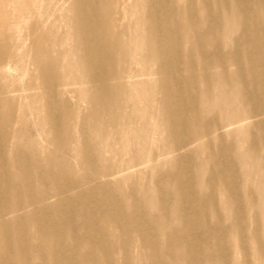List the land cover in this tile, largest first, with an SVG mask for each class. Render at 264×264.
<instances>
[{
  "label": "bare ground",
  "instance_id": "bare-ground-1",
  "mask_svg": "<svg viewBox=\"0 0 264 264\" xmlns=\"http://www.w3.org/2000/svg\"><path fill=\"white\" fill-rule=\"evenodd\" d=\"M220 1L226 4L221 7L226 10L216 17L213 10L219 8ZM38 2L0 0V106L4 104L7 110L18 106L19 100L7 95L3 84L13 76L27 55V50H18L23 54L11 51L12 45L20 47L22 43L30 42L35 68L26 70L29 86L46 90L50 85V94L60 92L67 95V89L62 88L65 80L61 83L56 77L62 74L60 57L46 44L47 39L62 38L63 34L54 24L44 36L37 35L41 20L35 8ZM156 2L164 7L161 14L153 12ZM99 5L102 17L96 18L94 14ZM242 6L237 0H183L179 4L175 0L170 3L161 0H72V15L62 17L66 21L64 35L68 34L67 41L73 44L71 54L78 60L76 69L82 73L84 81L98 89L90 87L83 91L82 79L67 80V86H77L73 93L79 95V101L88 103L86 111L69 107L68 99L56 102L41 99L39 94L33 96V105L47 107L52 113L51 125L41 127L43 137L20 129L14 140L9 141L8 137L0 139V253L9 246H15L19 257L25 255L23 264H75L78 261L77 249L83 244L86 261L91 257L98 263L116 264L114 249L120 250L125 261L132 254L130 236L124 229H138L141 224L144 229L137 231L141 240L157 247L156 240L145 237V232L153 226L148 217L140 213L141 204L138 202L132 204L131 212L124 206L104 201L103 225L109 224L113 234L87 215L82 216L78 225H72V228H65L62 223L45 224V210L54 209L57 213L72 216L70 194L75 193L76 198L82 200L96 189L92 178L74 182L63 175L69 162L61 157L59 151H66L68 155L80 151L77 159L85 163L92 162L88 156L90 153L96 154L90 142L85 140L88 134L84 130H75L76 124L86 125L89 135L101 140V148L96 154L99 162L105 160L107 154L111 158L121 154L122 148L129 145L134 159L124 171L144 166L141 172L150 175H153L150 163L172 153L159 150L140 157L148 141L146 137V141L140 140L139 134H152V144L162 135L160 141L172 143L174 154L197 162V171L191 178H198V193L204 196V202L199 203L193 193L169 194L168 191V196L177 200L179 209L184 213L192 209L195 213L206 210L220 215L223 209L238 208L239 200L248 216L253 210L261 209L264 222V195L257 197L255 194L264 191V85L255 87V84L264 82V46L257 42V34L261 32L263 36L259 40L264 42V1L246 5V9ZM53 11L54 8L48 7L45 12L51 16ZM171 17L179 19L169 25ZM126 18L128 21L121 28ZM25 22L28 23L23 24ZM256 64L263 66L260 69L262 79L257 75L256 67H252ZM47 68L54 71L57 68V75L51 76L53 72L46 71ZM135 78L144 79L136 81ZM41 80L42 83L37 82ZM59 84L60 88H57ZM193 93H196V105H185V97ZM140 99L150 105L141 109ZM156 101L161 105L162 117L161 122L154 126L148 118L151 103ZM117 103L118 113L131 109L125 113L126 119L143 120L140 129H135L130 123L122 125L118 122L122 119L114 117ZM186 112H191V115ZM15 121L22 125L28 119L23 116L20 120H4L3 123L10 125ZM110 125H117V128L110 129ZM232 127L234 129L229 132L223 131ZM7 141L15 153L9 154ZM114 141L121 148H116ZM25 148H32L33 156L52 167V196L37 198L30 194L25 199L17 195V199L11 201L7 187L15 184L16 191L23 185L33 189L30 186L33 175L23 171L29 164L23 162V156L19 155V151ZM207 152L214 158L210 164L203 158ZM7 154L10 157L9 168L22 171L16 174L19 179L13 180L2 171V167H8V163H4ZM217 158L232 160L221 166ZM252 162L258 166H252ZM101 172V179L114 178L119 173L103 164ZM177 173L178 170L174 169L168 176L176 179ZM254 175L259 177L256 186L246 180ZM182 182V179L176 181L177 184ZM163 195L164 190L161 189L160 197ZM55 197L57 202H49ZM166 212L161 207L157 214L162 216ZM233 218L227 222L235 223ZM27 219L47 235L45 242L50 247V255L39 253L38 245H33L34 253L30 252L25 234L27 227L23 226ZM120 220L124 222L123 229L118 226ZM220 223L224 222H214L218 226ZM64 228L71 233L67 238L58 233ZM36 234L32 233L33 236ZM173 245L172 239L167 241L166 249L170 254ZM0 264L20 263L7 256L0 257Z\"/></svg>",
  "mask_w": 264,
  "mask_h": 264
},
{
  "label": "rangeland",
  "instance_id": "rangeland-1",
  "mask_svg": "<svg viewBox=\"0 0 264 264\" xmlns=\"http://www.w3.org/2000/svg\"><path fill=\"white\" fill-rule=\"evenodd\" d=\"M38 5L35 7L39 16H41L40 25L38 26V34L44 36L48 33L54 24H57V31L60 34H63L62 38H49L46 41L47 46L50 48L51 52H54L56 56L60 57L62 74L56 76L60 79L61 83L65 80V86L63 89H67V95L57 92L55 94H50V85L46 90L39 89L36 87H31L28 85L29 75L27 71L34 69L33 58L34 53L30 50V42L27 44L22 43L20 47L17 45L11 46V51L15 53L23 54V51L18 50H27V55L23 59L22 63L17 66L16 72L14 71L13 76L7 78L3 87H5L6 94L9 96H14L19 100V105L13 108L12 110H7L2 104L0 106V139L3 137H8L9 141L14 137H17V133L20 129L24 132L33 134L36 137H43L42 125H51L52 113L47 107H41L39 105H33L31 99L33 96L39 94L41 99L46 101H56L60 102L68 99L69 107L75 109L80 108L81 111L88 110L87 102H80L79 95L73 93L77 91V86L70 85L67 86L68 81H75L78 79L83 80V75L80 71L76 69L77 59L71 54L73 44L68 42V34L64 35L66 21L62 17L65 15L71 16V3L72 0H38ZM132 1V0H131ZM164 3H170L171 0H161ZM177 4L182 3L183 0H175ZM263 2L264 0H237L241 5L243 4V9H246V5H256L258 2ZM51 2V6H50ZM226 4L219 2V8L213 10V13L216 17L222 14V11L226 9L221 8ZM155 9L153 12L161 14L164 10L163 5L156 2ZM195 8L196 5L194 4ZM48 7L54 8V11L51 16L46 14V9ZM98 11L95 17H102V8L99 5ZM250 8H248L249 10ZM54 14V15H53ZM249 14V13H248ZM179 17H171L169 19V25L174 24L178 21ZM128 21L125 19L121 23V28ZM25 22L23 24H26ZM263 36V32L257 34V42L259 46H264V42L259 40ZM178 39V38H177ZM193 49V48H192ZM61 53H63L61 55ZM252 67H256L257 75L260 79L263 78L260 73V69L263 67L259 64H256ZM27 70V71H26ZM46 71H52L51 76L57 75V68L54 71L53 68H47ZM181 72V69H180ZM178 73V75L180 74ZM51 78V77H50ZM53 79V78H51ZM144 78H135L134 80H142ZM84 81V80H83ZM42 83L43 80L37 81ZM70 82V83H71ZM51 83V82H50ZM60 83V84H61ZM60 84L57 88H60ZM53 86V84L51 83ZM264 85L258 83L255 84V87H261ZM91 87L86 81L83 82L82 89L85 91ZM54 88V86H53ZM90 89H98V87L92 86ZM196 93L190 94L185 97V105L192 106L196 105L195 99ZM93 95L90 94V98ZM2 95H0V100ZM150 103H147L145 100L140 99V108L145 109L146 106H149ZM133 107V105H132ZM123 109V107H121ZM151 110L149 111L148 121L152 122L156 126L162 117L161 105L156 102L151 103ZM119 104L117 103V109L115 111L114 117L118 120L119 118L122 121V125L130 123L135 129H140L142 127L143 120L131 121L125 118V113L131 111L130 108H126L124 112L118 113ZM109 110V114H111ZM187 113V112H186ZM144 115V114H141ZM187 115H191V112H188ZM26 116L28 122L21 125V122L15 121L10 125L3 123V121H11L13 119L20 120L21 117ZM163 124V122H162ZM109 128H117V125H110ZM234 127L225 129L223 131L229 132L233 130ZM75 130H84L87 135L85 140L90 142V147L97 151L101 148V140L94 135H89V132L86 130V125L76 124ZM160 133V132H159ZM141 136L140 140H145L147 138L146 148L144 151L140 152V157H147L151 152H157L162 150L164 153H172L171 155L164 156L157 161L151 162L149 168H152V174H144L142 169L145 167H136L129 171H124L129 166L130 161L134 159L129 151L131 147L127 145L122 148L121 154L114 156L113 158L107 154L105 160L99 162L98 155L95 152L90 153L88 156L92 158V162H84L80 159H77L80 155V151L74 152L71 155H68L66 151H59L61 157L68 160L69 164L66 166V171L63 172L66 178L78 182L92 178L94 182V187L98 191L92 192L89 195H85L82 200L76 198L75 193H71L70 197L72 199L71 211L72 216L65 214L63 212L57 213L54 209L45 210V224L53 223L55 225L62 223L65 228H72V225H78V221L82 216L92 217L93 220L100 226L106 227L107 231L111 234L112 228L109 224L107 226L103 225L105 220V207L106 204L104 201L109 202L114 206H124L126 210L133 212L132 204L138 202L141 204V214L145 217H148L150 223H152L153 228L145 232V237L148 240L153 238L154 242L156 240L157 247L154 248L150 243L144 242L141 240L138 235V230H143V225L141 224L138 229L128 228L124 229L125 232L129 233L130 236V250L132 251L131 257L128 261H125V258L120 254V250L114 249L116 264H264V222L262 221L263 215L261 209H255L252 211L251 216L247 215V210L241 207L239 200H237L238 208L235 210L223 209V212L220 215L210 214L208 211L203 210L195 213L194 210L190 209L187 213H184L182 209H179L177 200L168 196L171 193H181V194H191L193 193L199 203H203V197L199 195V181L198 178H191L196 169V161L193 159H187V156H180L173 153V147L171 144L166 141H160V138H163L161 135L159 140L152 144L154 136L152 134ZM144 137V138H142ZM19 138V137H18ZM17 138V139H18ZM21 138V137H20ZM5 141V139H4ZM9 141V154H13V148L10 146ZM146 141V140H145ZM116 148H121L116 141H114ZM32 149V148H31ZM31 149L25 148L19 151V155L23 156V162L29 164L23 171L27 175H33L31 180L33 189L23 185L18 187L16 191L15 184L7 187V190L10 195L11 201L16 200L17 195L22 198H28L30 194L36 196L37 198H48L53 195V180L50 171L52 167L41 163L38 158L33 156ZM3 152V151H2ZM4 153V152H3ZM2 153V155H3ZM9 155L7 154L6 162L8 167H2L3 173H6L12 179H19L16 174H19L22 171H17L16 169L9 168ZM204 160L208 161L209 164L213 161L214 158L207 152L203 156ZM217 158L220 161V165H226L227 161L232 159L225 160V158ZM112 160V161H111ZM222 160V161H221ZM17 161H20L18 159ZM142 162V159L139 161ZM113 168L115 172H119L117 176L113 177H104L101 179L102 164ZM252 166H258L257 163L252 162ZM178 170L177 178L172 179L168 176L173 170ZM42 170V172H40ZM55 170V169H53ZM259 170V167L257 168ZM138 172V174H137ZM42 173L41 175H39ZM161 176H167L162 180L159 178ZM177 179H182V184H177ZM252 185H258L259 177L256 175L248 177L246 179ZM104 183H102V182ZM173 185V186H172ZM164 190L163 197H160V190ZM172 189L173 191H171ZM257 197H262L264 191H259L255 193ZM152 198L154 200L152 201ZM57 197L50 200L49 202H57ZM209 205L211 202L208 201ZM164 207L167 212L165 215H158L157 211L159 208ZM137 216V215H136ZM234 217V218H233ZM233 218L236 222L230 224L229 219ZM221 220L224 223H220L219 226L214 224L215 221ZM23 226L27 227L26 240L30 246L31 253L35 252L33 245L40 246L38 252L50 255V247L45 242L47 235L40 231L34 223L30 222L28 219L25 220ZM119 227H124V222L120 220L118 225ZM64 228V229H65ZM37 233L36 236H33L32 233ZM59 234H63L62 237L67 238L70 236V231L63 230L59 231ZM110 237V235H109ZM195 238L196 240H193ZM172 239L174 244L172 247L171 254L166 249L167 241ZM16 244H19L16 241ZM60 247V246H59ZM35 256V254H33ZM72 254L70 253L69 256ZM10 256L15 262L23 264L25 261V255L19 257L16 254L15 246H9L4 251L0 253V257ZM76 257L78 261L75 264H106L105 262L98 263L93 258L85 260V250L83 244L77 249ZM86 261V262H85Z\"/></svg>",
  "mask_w": 264,
  "mask_h": 264
}]
</instances>
